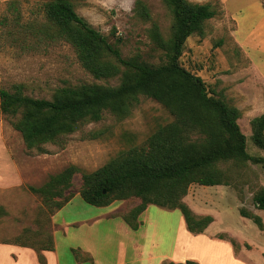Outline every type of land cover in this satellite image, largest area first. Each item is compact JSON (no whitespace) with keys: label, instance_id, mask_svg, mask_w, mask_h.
Here are the masks:
<instances>
[{"label":"rangeland","instance_id":"1","mask_svg":"<svg viewBox=\"0 0 264 264\" xmlns=\"http://www.w3.org/2000/svg\"><path fill=\"white\" fill-rule=\"evenodd\" d=\"M48 1L0 0V90L13 91L14 86L21 85L23 95L51 100L54 91L61 88L118 85L117 77L95 79L80 66L67 42L45 36L48 22L44 5ZM137 1L148 9L150 21L137 16ZM186 1L209 4L218 14L205 22L201 34L195 33L186 40L179 63L203 81L210 95L222 98L240 112L237 124L246 138V152L264 158V149L256 147L251 140L250 125L253 118L264 113V0ZM70 2L78 16L119 49L122 58L137 56L153 65L162 60L148 36L152 22L165 38L169 35L172 19L162 0H131L130 11L129 0ZM13 121L15 118L0 114V166L8 167L5 187L0 188V243L13 244L18 239L19 243L40 248L49 236L53 238L56 230L59 258L61 264H67L72 258L71 243L79 237L71 238L52 219L56 224H68L107 210L90 207L82 201L78 195L82 174L97 170L123 151L144 145L157 127L170 123L172 117L160 104L141 96L128 117L117 118L105 111L100 121L84 123L73 133L43 144L40 150L25 147L19 133L12 128ZM70 166L77 169L68 190L73 198L50 216L41 199L28 188L45 184L51 176ZM222 169L227 171L228 185L193 184L183 199L188 207L195 208V215H210L215 219L209 233L203 235L197 253L209 263L210 256L216 257L218 264H236L227 251L212 252L214 240L205 239L212 234L247 250L237 264H264V230L260 231L239 214L243 208L259 216L264 225V211L256 209L253 202L254 194L264 189V171L251 162H229ZM139 202L130 198L113 202L110 207H115L114 216L122 218ZM179 215L177 210L156 206L148 207L140 215L137 236L147 241L146 249L150 239L155 254L160 255L171 247ZM85 228L81 225L68 231L74 233ZM99 229L101 234L106 231ZM111 247L112 252L116 251L114 243ZM5 256L0 255V259ZM116 256L107 253L105 262L116 260ZM0 264L32 263L25 257L24 261L9 259L1 260Z\"/></svg>","mask_w":264,"mask_h":264},{"label":"trees","instance_id":"2","mask_svg":"<svg viewBox=\"0 0 264 264\" xmlns=\"http://www.w3.org/2000/svg\"><path fill=\"white\" fill-rule=\"evenodd\" d=\"M162 2L172 21L166 38L154 22L148 30L150 41L162 55L156 65L137 56L122 58L116 46L77 15L70 0L46 2L45 36L67 42L80 66L95 79L117 77L119 83L114 87L82 84L61 88L54 91L51 100L27 97L22 86L17 85L13 91L0 90V114L15 118L12 128L27 149L40 150L43 144L73 133L84 123L100 121L105 111L117 118L128 117L141 96L157 102L172 121L158 126L144 145L123 151L97 170L82 174L78 195L94 208L138 199L139 204L121 218L132 231L138 230L140 215L149 206H156L179 211L185 230L201 235L214 219L210 215H195L183 202L188 188L193 184L228 185L227 171L222 167L229 162H251L264 171V158L246 152V138L237 124L240 112L222 98L210 95L203 81L179 63L186 40L195 33L201 34L205 22L218 12L209 4ZM135 11L139 18L150 21L148 9L141 1L136 2ZM250 125L253 144L264 149V113L253 118ZM76 172L70 166L45 184L28 190L54 216L73 198L68 190ZM253 202L256 209L264 211V189L254 194ZM239 214L264 230L259 216L243 208ZM216 238L223 240L221 236ZM229 242L235 247L233 241ZM13 244L32 249L39 264H46L42 251L54 249L52 236L40 248L19 243L18 239ZM162 264L197 263L187 260Z\"/></svg>","mask_w":264,"mask_h":264},{"label":"crops","instance_id":"3","mask_svg":"<svg viewBox=\"0 0 264 264\" xmlns=\"http://www.w3.org/2000/svg\"><path fill=\"white\" fill-rule=\"evenodd\" d=\"M3 163L5 164V162ZM6 168L7 169L3 168L2 165L0 166V188H4L5 181H7L6 175L8 173V167L6 166ZM189 207L194 213L196 212L194 207ZM114 209L115 207H108L106 211L100 212L97 215L68 224H56L55 219L52 217L54 225L61 227L60 229H62L64 233L67 231L66 233L71 235V238L73 236L79 237L78 240L73 239V243H71L73 245L69 249H71L72 258H69L67 264H162L164 262L184 263L187 260L194 261L197 264H218L216 257L210 258L209 256V259H211V262L209 263L197 253V247L200 244L201 239H204V236L209 233L211 225L214 223L215 219L203 234L193 236L185 230L182 217L179 215V217H177L178 220L180 219L179 226L175 234L176 238L174 243L171 247L161 251L160 255H158L153 251V240H148V247L146 249L145 245L147 244V241H145L144 237L141 238L137 236L140 235L138 234L140 223L137 231L130 230L120 217L114 216ZM81 225H85L86 228L79 232L69 233V228L80 227ZM99 228H104L106 231L101 234ZM54 232L53 251H42L46 264H61ZM209 238L214 240L212 241L214 248L212 252H216L217 250L227 251L230 259L236 264L238 263L237 260L241 258L243 253H247V250L244 249V247H234L229 241L212 237V234H208V237L205 239L209 240ZM113 243L117 248L116 251L112 252L111 246H113ZM107 253H115V255H117L116 260H108L105 262V255ZM0 255H6L5 257H2L0 261H7L9 259L12 261L22 259L24 261V258L27 257L32 264H39L36 254L32 249L14 245L12 243H0Z\"/></svg>","mask_w":264,"mask_h":264},{"label":"clouds","instance_id":"4","mask_svg":"<svg viewBox=\"0 0 264 264\" xmlns=\"http://www.w3.org/2000/svg\"><path fill=\"white\" fill-rule=\"evenodd\" d=\"M128 11H130L131 10V0H129V7H128V9H127Z\"/></svg>","mask_w":264,"mask_h":264}]
</instances>
